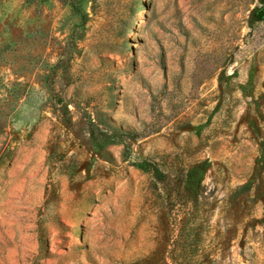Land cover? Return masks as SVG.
I'll return each instance as SVG.
<instances>
[{
  "label": "rangeland",
  "instance_id": "rangeland-1",
  "mask_svg": "<svg viewBox=\"0 0 264 264\" xmlns=\"http://www.w3.org/2000/svg\"><path fill=\"white\" fill-rule=\"evenodd\" d=\"M143 162L264 264V0H0V264H154L188 221Z\"/></svg>",
  "mask_w": 264,
  "mask_h": 264
},
{
  "label": "trees",
  "instance_id": "trees-1",
  "mask_svg": "<svg viewBox=\"0 0 264 264\" xmlns=\"http://www.w3.org/2000/svg\"><path fill=\"white\" fill-rule=\"evenodd\" d=\"M126 13H119L118 17L122 25H126ZM130 18V17H128ZM88 128L92 134H95L98 139L106 143H114L120 140V136L124 135L122 131H113L111 134L99 131V129L88 120ZM138 168L151 176L153 184L160 189L165 204L170 202L180 201L184 205L183 224L187 222V229H170L167 235V244L163 248L153 253L154 264H210L212 263L211 255L206 248L203 247L202 232L197 227L195 215L201 210L202 204L196 199L198 186L194 185L189 178L184 183L187 194L182 193L179 185H173L172 182H167L166 177L157 167L143 162ZM174 200V201H172ZM172 211V209H171ZM171 259V261H168ZM149 264V263H147Z\"/></svg>",
  "mask_w": 264,
  "mask_h": 264
},
{
  "label": "bare ground",
  "instance_id": "bare-ground-1",
  "mask_svg": "<svg viewBox=\"0 0 264 264\" xmlns=\"http://www.w3.org/2000/svg\"><path fill=\"white\" fill-rule=\"evenodd\" d=\"M141 15H143V12L141 13Z\"/></svg>",
  "mask_w": 264,
  "mask_h": 264
}]
</instances>
